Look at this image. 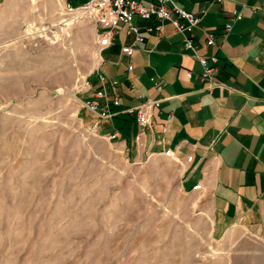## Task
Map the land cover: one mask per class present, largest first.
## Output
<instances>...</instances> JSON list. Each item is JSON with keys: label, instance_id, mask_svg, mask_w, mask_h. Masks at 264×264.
<instances>
[{"label": "rangeland", "instance_id": "rangeland-1", "mask_svg": "<svg viewBox=\"0 0 264 264\" xmlns=\"http://www.w3.org/2000/svg\"><path fill=\"white\" fill-rule=\"evenodd\" d=\"M99 58L61 0H0V264H264V235L211 238L172 163L92 127Z\"/></svg>", "mask_w": 264, "mask_h": 264}, {"label": "crops", "instance_id": "crops-1", "mask_svg": "<svg viewBox=\"0 0 264 264\" xmlns=\"http://www.w3.org/2000/svg\"><path fill=\"white\" fill-rule=\"evenodd\" d=\"M176 1L193 12L203 10L192 41L196 52L217 55L214 83L207 87L198 76L199 63L170 23L160 36L144 33L130 55L119 53L120 44L131 41L121 25L114 43L99 50L85 96L98 87L99 71L108 79L106 91L122 104L135 103L140 91L159 102L143 132L122 112L100 119L96 130L123 155L172 163L179 189L193 197L211 238L228 229L264 235V0ZM232 9L241 16L223 32ZM203 28L213 32L214 44L205 43ZM169 111L172 118L160 132ZM110 133L115 135L106 138ZM165 148L172 156L163 154ZM195 182L201 187L192 188Z\"/></svg>", "mask_w": 264, "mask_h": 264}, {"label": "built area", "instance_id": "built-area-1", "mask_svg": "<svg viewBox=\"0 0 264 264\" xmlns=\"http://www.w3.org/2000/svg\"><path fill=\"white\" fill-rule=\"evenodd\" d=\"M61 2L65 12L81 14L91 23L94 42L98 50L114 43L122 25L131 34V41L120 44L119 53L130 55L136 44L143 40L144 33L160 36L163 24L165 22L170 23L175 31L182 34L183 47L189 49L199 63L198 76L206 80L207 87L214 83L212 74L216 68L217 55L196 52L195 44L192 41V28L198 24L200 13L203 12L202 9L200 13L193 12L180 5L176 0H82L77 4H73L69 0H61ZM240 16V10L232 9L230 18L222 25V31H228L232 21ZM202 33L207 45L214 44L212 31L203 28ZM126 67L130 69L131 63L127 62ZM95 75L99 84L98 87L81 100V105L92 114V127L96 129V124L100 119L122 112L132 117L139 125L140 132H143V129L150 124L152 109L158 105L159 99L146 96L140 91L135 103L122 104L116 94H110L106 91L104 85L108 80L107 77L99 71L95 72ZM185 75L189 77L191 71L186 69ZM86 84V87H89L88 80H86ZM156 87L159 88V85ZM171 118L172 113L166 112L160 125V132L166 130ZM114 135V133L107 134L106 138ZM162 152L164 155L172 156L169 148L163 149ZM200 187L199 182L192 185V188L198 189Z\"/></svg>", "mask_w": 264, "mask_h": 264}]
</instances>
